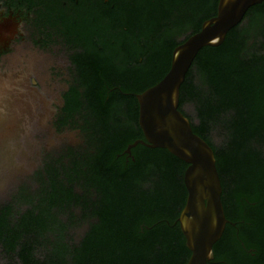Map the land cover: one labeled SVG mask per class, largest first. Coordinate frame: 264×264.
Masks as SVG:
<instances>
[{
    "label": "trees",
    "instance_id": "1",
    "mask_svg": "<svg viewBox=\"0 0 264 264\" xmlns=\"http://www.w3.org/2000/svg\"><path fill=\"white\" fill-rule=\"evenodd\" d=\"M219 1L103 0L101 55L78 64L88 90L72 88L64 109L86 113L96 155L84 162L70 149L67 164L50 159L37 182L0 202V264H188L177 223L188 165L141 145L135 160L118 155L144 137L135 95L165 78L174 50L217 15ZM179 110L214 151L230 222L209 264H264V3L220 47L199 52Z\"/></svg>",
    "mask_w": 264,
    "mask_h": 264
},
{
    "label": "flooded vegetation",
    "instance_id": "2",
    "mask_svg": "<svg viewBox=\"0 0 264 264\" xmlns=\"http://www.w3.org/2000/svg\"><path fill=\"white\" fill-rule=\"evenodd\" d=\"M102 5L103 0H0V93L17 95L28 116L38 110L32 118L36 182L50 159L67 164L70 149H79L84 162L96 155L86 113L69 118L64 109L72 88L81 94L88 90L76 81L84 76L78 64L90 63L93 53L101 55ZM118 158L135 160L132 151ZM76 191L83 194L82 188ZM96 221L81 225L82 237Z\"/></svg>",
    "mask_w": 264,
    "mask_h": 264
},
{
    "label": "water",
    "instance_id": "3",
    "mask_svg": "<svg viewBox=\"0 0 264 264\" xmlns=\"http://www.w3.org/2000/svg\"><path fill=\"white\" fill-rule=\"evenodd\" d=\"M264 0H220L217 15L203 23L201 30L173 52L171 68L165 78L142 94L139 126L145 141L130 145L126 154L143 145L167 150L188 165L184 184L187 201L177 223L191 253L188 264H209L214 260V246L222 239L230 223L222 202V183L212 148L191 127L179 110L181 87L199 52L206 47H220L248 11ZM1 112V111H0Z\"/></svg>",
    "mask_w": 264,
    "mask_h": 264
},
{
    "label": "rangeland",
    "instance_id": "4",
    "mask_svg": "<svg viewBox=\"0 0 264 264\" xmlns=\"http://www.w3.org/2000/svg\"><path fill=\"white\" fill-rule=\"evenodd\" d=\"M21 104L17 95L0 93V202L9 198L21 184L27 181L33 184V172L38 165L32 130V118L38 110L34 109L28 116L25 106L20 109ZM75 211L79 215V210ZM83 232L82 227L76 231L77 240Z\"/></svg>",
    "mask_w": 264,
    "mask_h": 264
}]
</instances>
